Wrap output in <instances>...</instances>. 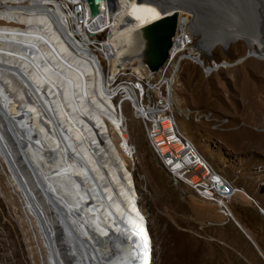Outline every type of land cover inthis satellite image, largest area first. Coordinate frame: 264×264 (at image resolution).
<instances>
[{
    "label": "rangeland",
    "instance_id": "rangeland-1",
    "mask_svg": "<svg viewBox=\"0 0 264 264\" xmlns=\"http://www.w3.org/2000/svg\"><path fill=\"white\" fill-rule=\"evenodd\" d=\"M107 8L102 18L110 24L114 22L116 30L106 49L107 54H113V67L107 65L99 50L109 30L91 38L95 42L92 52L83 45H70L65 39L91 65L86 64L82 71L102 99L116 67L124 65L120 63L125 62V71H129L140 62V27L172 8L179 10V26L190 35L192 45L186 54H181V63L169 65L168 58L165 69L160 70L163 65L159 68L160 72L169 68L175 76V83L163 81V89L173 84L165 91L173 102L172 117L187 142L212 169L226 176H222L225 184L234 191L236 185L238 192L229 209L247 232L236 234L215 205L184 184L173 185L157 152L149 146L146 125L133 114L128 101L121 103L118 94L122 88L115 89L117 86L112 84V111L132 148V157L123 156L147 221L140 223L137 218L144 227L141 239L149 235L145 250L148 264H264V0H116L113 8ZM115 19L121 23L118 25ZM0 25L26 28L14 22L0 21ZM230 33L236 36L226 43ZM130 48L134 53L128 55L125 52ZM114 49L117 52H111ZM248 51L257 52L247 57ZM93 53L104 71L95 63ZM192 53L200 56L206 67L212 62L228 64L208 73L191 60ZM38 56L41 63L52 60L51 56ZM241 58L244 59L238 63ZM141 74L150 77L147 68H141ZM111 134L118 143V134ZM14 175L0 152V264H53L43 230ZM142 241H138L139 248ZM62 256L63 261L69 258L66 253ZM85 262L91 264L86 259Z\"/></svg>",
    "mask_w": 264,
    "mask_h": 264
},
{
    "label": "bare ground",
    "instance_id": "bare-ground-1",
    "mask_svg": "<svg viewBox=\"0 0 264 264\" xmlns=\"http://www.w3.org/2000/svg\"><path fill=\"white\" fill-rule=\"evenodd\" d=\"M17 4L18 0H0V7H14L6 15L8 21L26 25L25 29L0 25V152L43 230L53 264L67 262L63 261L61 250L63 233L68 231L77 239L73 258L79 264H88L85 259L91 264H135L140 261L138 241L143 240L145 246L149 235L141 239L144 227L137 223V218L143 217L138 220L140 223L146 218L123 156L133 155L125 130L112 111L114 89L109 83L102 99L82 71L86 64L91 65L65 42L66 39L70 45L86 46L92 52L95 42L89 38L90 34L98 27L108 29V37L99 48L107 55L106 49L112 42L110 35L116 33L114 22L110 24L102 18L108 8L102 4L100 16L85 21L83 30H73L58 6L30 8ZM116 23L121 22L117 19ZM234 35L230 33L224 41H232ZM127 50L128 55L134 53L132 48ZM256 52L248 51L246 56L252 57ZM39 54L46 59L51 56L52 60L41 63ZM199 57L191 60L205 67V71L228 64L223 61L206 67ZM93 58L101 67L96 53ZM168 58L171 61V53L166 61ZM166 61L160 70L165 69ZM121 88L118 96L122 97V103L127 87ZM171 123L176 124L172 116ZM145 127L150 137V127ZM113 131L120 138L118 143L111 134ZM188 144L200 165L224 183L226 176L212 169L197 149ZM235 186L234 191L228 185L238 192ZM93 234L100 244L94 243ZM112 252L116 255L114 260L110 258ZM144 256L147 258L146 251Z\"/></svg>",
    "mask_w": 264,
    "mask_h": 264
},
{
    "label": "built area",
    "instance_id": "built-area-1",
    "mask_svg": "<svg viewBox=\"0 0 264 264\" xmlns=\"http://www.w3.org/2000/svg\"><path fill=\"white\" fill-rule=\"evenodd\" d=\"M22 5L30 8H55L58 6L64 21L73 30H83L85 21L89 19V10L85 0H18L17 6ZM13 8L0 7L1 22L12 23L6 19V15ZM95 31L90 34V39L101 35L105 30L98 27ZM107 37L108 35L106 39ZM191 45L190 35L184 29L181 31V28H178L168 52L171 53L169 65L170 63H181V54H186L187 47ZM102 57L103 60H106L107 65L113 67V54L109 53ZM192 57H194L193 53ZM213 64L215 63L212 62ZM141 68L147 67L141 62H138L136 67L129 71H125L127 69L125 64L117 66L111 85L127 87L124 95L125 101L130 103L133 114L143 124L150 127L149 146L154 152L159 153L162 166L170 175L173 185L188 186L198 197L215 205L218 212L223 214L227 221L232 220L236 223L229 209L235 192L228 185L210 175L203 165H200L199 158L194 155L193 148L188 144L186 136L180 131L178 124L171 123L173 102L170 101L168 94L163 89V81H174V76L168 68L165 72L150 71V77H142ZM183 114L186 115L187 111L183 110Z\"/></svg>",
    "mask_w": 264,
    "mask_h": 264
},
{
    "label": "water",
    "instance_id": "water-1",
    "mask_svg": "<svg viewBox=\"0 0 264 264\" xmlns=\"http://www.w3.org/2000/svg\"><path fill=\"white\" fill-rule=\"evenodd\" d=\"M90 18L94 19L101 13V5L113 8L116 0H85ZM181 25L180 14L177 8H172L163 16L142 25L139 29L138 41L140 42V62L143 63L149 71H157L166 61L169 49L172 46L173 36ZM203 64V61H201ZM119 106V103L117 104ZM63 253L66 252L69 258L66 264H78L74 260L73 255L76 253L77 239H73L70 232H64ZM93 240L99 241L96 235H92ZM131 238V237H130ZM94 240V242H95ZM79 241H83L80 239ZM98 243V242H96ZM100 244V243H98ZM115 259L114 252L110 254V258ZM114 264V263H113Z\"/></svg>",
    "mask_w": 264,
    "mask_h": 264
},
{
    "label": "clouds",
    "instance_id": "clouds-1",
    "mask_svg": "<svg viewBox=\"0 0 264 264\" xmlns=\"http://www.w3.org/2000/svg\"><path fill=\"white\" fill-rule=\"evenodd\" d=\"M88 6V5H87ZM89 10V9H88ZM102 10V9H101ZM89 18H90V16H89ZM90 19H92V18H90ZM178 28H181V26H178ZM178 31V30H177ZM176 31V32H177ZM176 34V33H175ZM175 36V35H174ZM173 36V37H174ZM173 41V40H172ZM201 61H203V60H201ZM204 63V62H203ZM143 64V63H142ZM202 64V63H201ZM148 69V68H147ZM253 201H255V200H253ZM260 208V207H259ZM262 214H263V211L261 212ZM233 215V214H232ZM146 218V217H145ZM234 218V217H233ZM229 221H232V220H229ZM225 222H227V220L225 219ZM235 223V222H234ZM148 226V225H147ZM150 234V233H149ZM150 237H151V235H150ZM98 239V238H97ZM151 239H152V237H151ZM95 240V239H94ZM99 240V239H98ZM96 242H98V243H100V240L99 241H96L95 240V242L94 243H96ZM97 243V244H98ZM146 248H147V244H146V247L145 248H143V244L141 245V247L139 248L141 251H140V256H138L139 257V260L140 261H135L134 263L135 264H148V260L145 258V256H144V254H145V250H146Z\"/></svg>",
    "mask_w": 264,
    "mask_h": 264
},
{
    "label": "crops",
    "instance_id": "crops-1",
    "mask_svg": "<svg viewBox=\"0 0 264 264\" xmlns=\"http://www.w3.org/2000/svg\"><path fill=\"white\" fill-rule=\"evenodd\" d=\"M234 220H235V218H234ZM225 224L227 226H230L231 228H234L235 230H237L236 231L237 233L235 232L236 234H239V232H242V233L245 232L247 234V232L242 228V226L240 225V223L238 221H236V223H234L233 221H227Z\"/></svg>",
    "mask_w": 264,
    "mask_h": 264
}]
</instances>
